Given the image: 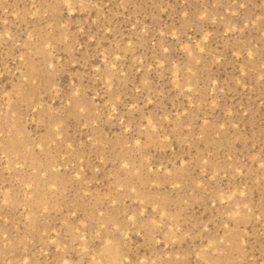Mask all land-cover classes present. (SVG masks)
Segmentation results:
<instances>
[{"label": "rangeland", "instance_id": "obj_1", "mask_svg": "<svg viewBox=\"0 0 264 264\" xmlns=\"http://www.w3.org/2000/svg\"><path fill=\"white\" fill-rule=\"evenodd\" d=\"M0 264H264V0H0Z\"/></svg>", "mask_w": 264, "mask_h": 264}]
</instances>
